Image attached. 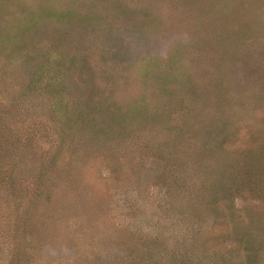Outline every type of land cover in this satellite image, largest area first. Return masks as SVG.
Wrapping results in <instances>:
<instances>
[{"label":"rangeland","instance_id":"obj_1","mask_svg":"<svg viewBox=\"0 0 264 264\" xmlns=\"http://www.w3.org/2000/svg\"><path fill=\"white\" fill-rule=\"evenodd\" d=\"M0 177L37 264H264V0H0Z\"/></svg>","mask_w":264,"mask_h":264},{"label":"trees","instance_id":"obj_2","mask_svg":"<svg viewBox=\"0 0 264 264\" xmlns=\"http://www.w3.org/2000/svg\"><path fill=\"white\" fill-rule=\"evenodd\" d=\"M0 183L3 184V186H7L8 181H5V177H0ZM17 227H19L18 224ZM15 228L16 225L11 227L9 231L3 229L0 234V264L6 262L5 260L9 256V254H7V247H12L13 249L11 251L14 254L11 258H9L8 264H37L38 257L36 254L28 253L25 249L21 250L19 244H21L20 236L23 232L20 234L15 231Z\"/></svg>","mask_w":264,"mask_h":264}]
</instances>
